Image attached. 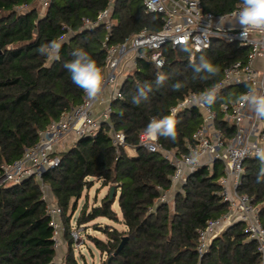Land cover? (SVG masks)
<instances>
[{"label":"trees","instance_id":"16d2710c","mask_svg":"<svg viewBox=\"0 0 264 264\" xmlns=\"http://www.w3.org/2000/svg\"><path fill=\"white\" fill-rule=\"evenodd\" d=\"M199 1L205 12L215 16L229 15L241 3ZM108 4L109 0H51L43 10L38 0H0V167L22 159L26 150L37 145L41 132L83 103L85 93L63 66L74 58L75 49L86 51L104 69L105 44H122L143 30L159 32L163 27V17L147 14L143 0H115L109 35L105 26L84 27L86 21L95 22ZM53 39L64 41L58 61L36 51ZM185 47H166L165 65L160 69L149 60L139 61L122 86L121 98L112 104L109 123L95 135L77 139L67 151H59L60 165L43 174V186L32 178L21 185L0 188V264H54V230L44 187L62 213L68 246L65 263L78 264L71 225L85 189L93 185L90 179L101 181L103 188L115 187V195L113 199L105 196L100 205L91 209L86 204L75 219L76 225L87 226L98 219L120 222L113 210L120 191L118 204L126 227L118 231L94 225L106 237L105 241L92 239L106 257L102 264H198L199 232L208 221L228 211L219 185L223 166L217 163L212 169L197 170L171 204L162 203L160 198L172 188L174 169L160 153H149L140 147V138L153 117L170 114L186 96L219 83L226 68L247 59L249 49L214 41L209 50L197 54L192 51L197 61L204 55L220 69L219 75L205 81L193 79ZM158 71L170 77L159 89L154 85ZM176 81L185 85L179 91L171 87ZM145 82L153 83V91L147 101L137 106L132 96ZM244 91L243 87L226 89L212 106L218 113V128L228 137L235 134V129L222 121L220 107L236 101ZM177 119V142L162 137L157 141L163 149L185 155L194 145L193 135L202 120L195 109L179 112ZM109 124L125 135L129 149L137 152L135 158L127 150L116 152ZM259 167L257 159L246 161L238 192L252 198L260 208L264 227V183L255 182ZM124 238L126 242L116 254ZM260 263L257 244L248 240L243 223L231 226L215 239L201 260V264Z\"/></svg>","mask_w":264,"mask_h":264},{"label":"built area","instance_id":"2783aa9c","mask_svg":"<svg viewBox=\"0 0 264 264\" xmlns=\"http://www.w3.org/2000/svg\"><path fill=\"white\" fill-rule=\"evenodd\" d=\"M38 1L43 10L51 2ZM114 3L115 0H109L108 7L98 14L96 21H86L84 27L92 29L105 26L109 35L114 24ZM143 4L147 14L163 17L162 29L159 32L143 30L122 44H105L107 56L100 95L94 100H89L85 95L80 106L64 114L39 134L37 145L26 150L22 159L13 164L2 165L0 188L21 185L32 178L43 186V174L60 165L58 145L70 136L77 139L93 136L103 124L109 123L112 104L121 98V89L128 75L137 68L141 60H149L156 66L155 57L162 59L164 66L166 60L163 50L166 47L177 49L187 46L194 54L209 50L214 41L248 48L249 55L245 61H238L224 70L221 81L217 83L221 86L220 93L239 87H243L245 91L242 93H245L248 91V85L264 93V30L250 29L247 37H242V28L233 16L239 8L229 15L215 16L205 12L199 0H143ZM25 9L27 8H20ZM108 41L109 36L106 37V42ZM260 59L263 65L258 67L256 62ZM194 95L196 94L186 96L170 110H175L178 115L181 111L195 109L200 114L202 124L193 135L194 145L188 147V154L180 155L175 150H165L157 140H151L144 135L140 138V147L149 153H160L174 169L171 177L172 188L162 195L160 202L171 204L181 192L187 178L197 170L212 169L215 164H221L224 176L219 180V185L221 198L223 203L227 204L228 211L219 218L208 221L206 227L199 232L198 264H201L214 240L237 223L245 225L248 240L257 244L261 256L260 264H264V227L260 219V208L254 204L252 198L238 192L246 161L256 159L255 150L264 147V119L257 118L249 106L241 105L237 100L223 104L219 110L221 119L230 128L235 129V134L228 137L218 128V113L213 107L208 109L192 105ZM103 105L105 107L100 109ZM109 127L116 152L128 150L125 135L114 131L110 124ZM146 145H151V149ZM193 152H199L201 157L200 163L195 166L189 162ZM244 152L247 155L241 159L240 154ZM45 199L57 248L64 237L62 213L53 198L50 200L46 195ZM72 235L74 239L78 238L75 232Z\"/></svg>","mask_w":264,"mask_h":264},{"label":"clouds","instance_id":"9594fccd","mask_svg":"<svg viewBox=\"0 0 264 264\" xmlns=\"http://www.w3.org/2000/svg\"><path fill=\"white\" fill-rule=\"evenodd\" d=\"M235 22L242 28L241 35L246 38L250 29L264 30V0H241L238 11L233 13ZM63 40L53 39L48 43H42L36 51L39 55L50 60H60V50ZM183 51L189 53L190 67L193 72V79L209 80L219 75L220 69L214 65L210 59L201 55L199 60L192 54V49L185 47ZM74 57L71 61L64 63V68L70 73L72 82L83 90L89 100L96 99L102 92L104 84L103 69L97 62L84 50L77 48L73 51ZM157 69L162 68L164 61L154 57ZM169 75L158 71L154 81L157 89L163 87L169 80ZM182 81H176L171 85L173 91H179L184 87ZM220 85L214 84L212 87L194 95L192 105L202 106L211 109L218 99H221ZM248 91L237 97V102L241 105L249 106L259 119H264V93L258 91L254 86L248 85ZM153 91V83L145 82L137 86L136 93L132 96V103L139 106L142 102L149 99V94ZM177 113L172 110L170 114L162 117H153L143 130V135L151 140H159L161 137L175 143L178 140ZM151 149V145H146ZM247 153H241L243 159ZM260 167L256 175V183H264V147L257 148L254 152ZM199 152H193L189 162L198 165L200 163Z\"/></svg>","mask_w":264,"mask_h":264},{"label":"rangeland","instance_id":"374dc122","mask_svg":"<svg viewBox=\"0 0 264 264\" xmlns=\"http://www.w3.org/2000/svg\"><path fill=\"white\" fill-rule=\"evenodd\" d=\"M258 64V63H257ZM260 69V68H259ZM261 70V69H260ZM105 105L100 107V109H103ZM77 138L75 136H70L69 139L62 141L58 145V152L63 151L66 149V151L69 149V147L72 146L73 143H76ZM127 153L130 157L135 158L137 156V152L133 149H128ZM89 181L93 182L92 187L85 189L83 193L82 199L79 201L78 205V212L75 215V219L79 216L82 208L88 204L89 208L96 207L100 205L101 201L105 198V196L109 195V187L108 190L102 187V182L97 179H90ZM45 194L47 197L50 195V191L48 188L44 187ZM120 191H118V196L116 203L113 206V210L118 214V218L120 222H113L109 221L107 219H98L95 222L88 224L87 226L78 227L76 225V221L72 222L71 225V232L76 233L78 238L74 239V249H75V257L78 261V264H102L103 261L106 260V257L102 255V253L97 250L95 245L92 242L93 238L100 239L102 241L106 240V237L103 233L98 232L95 230L94 225H101L102 227H111L113 229H116L118 231H125L126 227L124 226L122 222V215L119 209L118 199H119ZM50 200H52V197H49ZM56 249V256L54 260V264H66V256L68 254V246L67 242L65 240V237H63V241L58 243V247Z\"/></svg>","mask_w":264,"mask_h":264},{"label":"water","instance_id":"95a60500","mask_svg":"<svg viewBox=\"0 0 264 264\" xmlns=\"http://www.w3.org/2000/svg\"><path fill=\"white\" fill-rule=\"evenodd\" d=\"M114 195H115V187H111L109 189V196H110L111 199H113ZM125 242H126V238H124L123 243L118 248L116 254L121 250V248L123 247V245H124Z\"/></svg>","mask_w":264,"mask_h":264},{"label":"crops","instance_id":"0c3cea01","mask_svg":"<svg viewBox=\"0 0 264 264\" xmlns=\"http://www.w3.org/2000/svg\"><path fill=\"white\" fill-rule=\"evenodd\" d=\"M258 63V64H257ZM256 65L258 66V67H261L262 65H263V61L260 59V60H258L257 62H256ZM106 190H108V188H105Z\"/></svg>","mask_w":264,"mask_h":264}]
</instances>
